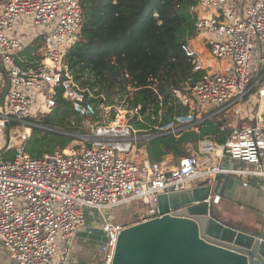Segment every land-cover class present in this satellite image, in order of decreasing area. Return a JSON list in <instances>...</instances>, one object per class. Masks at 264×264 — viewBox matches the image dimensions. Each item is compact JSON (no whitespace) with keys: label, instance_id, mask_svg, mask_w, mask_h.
Instances as JSON below:
<instances>
[{"label":"built area","instance_id":"2783aa9c","mask_svg":"<svg viewBox=\"0 0 264 264\" xmlns=\"http://www.w3.org/2000/svg\"><path fill=\"white\" fill-rule=\"evenodd\" d=\"M236 1L197 0L191 8L196 17V34L205 36L209 59L226 65L213 72L207 70L185 92L175 90V102L188 111L172 114L168 122L161 124L163 110L159 109V123L150 128L154 135L131 124L133 117L141 119V106L130 104L132 94L140 88L128 85V95L115 97L112 104L102 101L95 106L90 102L93 94L80 90L64 65L63 56L80 35L81 0L1 3L0 65L8 89L0 93V149L5 132L8 129L11 134L12 125L15 135L11 134L7 151H13V157L5 159L0 155V246L11 264H68L89 211L97 212L101 219L100 260L111 264L118 236L133 224L105 218L103 211L140 202L147 209L146 216L140 218L143 222L159 194L203 184L206 178L211 184L219 173L264 176V125L233 127L221 145L203 138L199 141L203 157L189 154L172 165L163 160L149 162L144 149L138 146L149 136L198 131L208 116L239 111L253 91L257 99L264 98V0H253L241 12ZM29 19L34 27L43 26L46 31L40 35L42 59L24 67L16 57L28 40L22 41L17 29ZM182 48L192 58L194 71H204L190 46ZM255 48L259 57L253 78L250 68ZM58 86L82 118L85 132L70 134L73 141L66 148L33 158L25 149L31 129L46 128L28 120L33 103L31 91L45 89L48 94H41L44 106L38 112L43 116L54 108ZM151 89L155 91L153 86ZM158 101H162L160 96ZM146 113H151L149 107ZM224 158L259 165L261 170L222 169L219 163ZM213 160L216 165L211 164ZM197 180V184H191ZM214 201H218L217 196Z\"/></svg>","mask_w":264,"mask_h":264},{"label":"trees","instance_id":"16d2710c","mask_svg":"<svg viewBox=\"0 0 264 264\" xmlns=\"http://www.w3.org/2000/svg\"><path fill=\"white\" fill-rule=\"evenodd\" d=\"M196 3L197 0H81L80 35L63 56V63L77 87L93 94L90 102L95 106L102 101L112 104L115 97L128 95V85L140 88L132 94L130 104L141 106V119L133 117L131 124L154 135L150 128L159 123V109L163 110L161 124L168 122L172 114L188 111L175 102L174 91L185 92L187 86L205 75L203 70L194 71L192 58L182 48L196 36V17L191 12ZM63 93L61 86L56 87L54 108L37 120L28 119L46 128L31 129L25 149L33 158L66 148L73 141L67 133L85 132L82 118ZM148 107L150 114L146 113ZM221 124L205 121L198 132L155 135L138 146L151 163L168 155L178 159L190 154L188 145L194 147L205 136L220 137ZM225 136L226 133L218 140L224 141ZM12 157L13 151L3 155L5 159ZM136 216L125 224L136 223Z\"/></svg>","mask_w":264,"mask_h":264},{"label":"water","instance_id":"95a60500","mask_svg":"<svg viewBox=\"0 0 264 264\" xmlns=\"http://www.w3.org/2000/svg\"><path fill=\"white\" fill-rule=\"evenodd\" d=\"M10 138L7 129L0 155ZM111 264H264V223L246 230L219 218L210 183L159 194L148 219L120 233Z\"/></svg>","mask_w":264,"mask_h":264},{"label":"crops","instance_id":"0c3cea01","mask_svg":"<svg viewBox=\"0 0 264 264\" xmlns=\"http://www.w3.org/2000/svg\"><path fill=\"white\" fill-rule=\"evenodd\" d=\"M3 1L4 0H0V5ZM252 1L253 0H237L235 2V6L241 12V10L251 4ZM198 37L201 40V44H199L200 42L196 40L197 37L190 39L187 44L195 52V58L199 61L201 60L203 63L204 71L206 73L208 65H206L204 61L209 59V56L207 54V48L204 45V36L198 35ZM42 45L43 42L41 39L27 41L22 50L17 54L16 58L19 65L27 67L32 66L37 61H40L43 54V52L41 53ZM224 65H226L224 62H217L215 66H217V68H223ZM7 89L8 82L0 65V93L6 92ZM209 113L210 112L208 111L204 115ZM205 121H213L215 124H217V122H221L222 124L219 127L220 133L222 135L226 133V140L233 127H244L256 124L264 125V98L261 100L257 99L256 91H253L246 98L244 104L240 106L239 111H237V109H232L224 111L220 114H213L212 116H208L203 123H205ZM221 127H223L222 130ZM222 135L217 138L212 135H207L204 138L211 139L213 142L221 145L225 141L220 142L218 140L222 137ZM188 148L190 154L198 155L200 158L203 157L199 148V141L194 147H192V145H188ZM162 160L172 165L176 163L177 158H173L171 155H168ZM211 164L216 165L217 161L213 160ZM262 164L264 166V152L262 155ZM219 165L222 169L229 170H261L259 165H248L240 161H230L225 158L219 163ZM203 184H208L207 178L204 179ZM211 184L214 196L218 197V201L215 202V206L217 208L219 218L227 223L246 230L255 229L259 224L264 223V176L219 173L213 177ZM94 231L95 229H91L89 233L86 228L78 233L77 240L74 243V255L71 264H83V262L80 261V256L82 254H84L87 258H91L92 261H95V259L98 260V252L95 254L90 253L92 240H90L89 235L96 232ZM85 263L88 264L89 262L87 263L85 260Z\"/></svg>","mask_w":264,"mask_h":264},{"label":"rangeland","instance_id":"374dc122","mask_svg":"<svg viewBox=\"0 0 264 264\" xmlns=\"http://www.w3.org/2000/svg\"><path fill=\"white\" fill-rule=\"evenodd\" d=\"M17 31H18V34L20 35L22 41H24V40L29 41L35 37H38V39H41L40 35H43L45 33L46 29L43 26L34 27L31 24V19H29V21H26V23L21 24L19 26V28L17 29ZM196 37H197L196 40H198L200 42L199 44H201V40L198 37V35H196L194 38H196ZM204 38H205V36H204ZM42 52H43V50H41V53ZM258 57H259V53L255 48V51L253 53V61L251 63V68H250V73H251L253 78L256 76V72H257V68H258V64H257ZM204 63L206 65H208V68H207L208 72H213V71L217 70V66H215L217 64V62H215L214 60L206 59L204 61ZM43 93H45V95H48L45 92V89L31 91V95L33 98L32 108L30 109V113H29V115L31 116L30 117L31 119L37 120L41 117V114L38 112V110L42 109L41 108L42 105L44 106L43 100L41 98L42 97L41 94H43ZM10 128H11V134L14 136L15 131L13 130L12 126ZM4 143H5V136H4ZM201 180H203V179H201ZM198 181L199 180L194 181L191 184L192 185H193V183L197 184L196 182H198ZM146 211H147V209L140 202H135V203L125 204L121 207H116V208L105 210V211H103V214H104L105 218H108L110 220L114 219L115 221L120 222V223H130L133 221L132 217H134L135 215H137L136 220H138L140 222L141 221L140 218L146 216V214H145ZM100 220H101L100 216L97 214V212L89 211L87 214V221H86L84 227L80 230V231H82V230L87 228V232L90 233L91 229H95L96 232L94 231L95 233H92L91 235H89L90 240H92V243H91L92 248L90 249V253H92V254H95L98 252L99 245H100V242H101L102 237H103V234L99 232ZM76 240H77V237H76L75 241ZM4 253H6L5 250L0 246V264H11L5 258ZM73 255H74V247L72 248L71 255H70L69 260H68V264H71V262L73 260ZM80 257H81L80 261L83 262V264L85 263V260L87 261V263L89 262L92 264H98V262L100 261L99 259H101V257L99 255H98V260L95 259V261H92L91 258H87L84 254H82Z\"/></svg>","mask_w":264,"mask_h":264},{"label":"flooded vegetation","instance_id":"af4514ba","mask_svg":"<svg viewBox=\"0 0 264 264\" xmlns=\"http://www.w3.org/2000/svg\"><path fill=\"white\" fill-rule=\"evenodd\" d=\"M100 260V259H99ZM101 261V260H100Z\"/></svg>","mask_w":264,"mask_h":264}]
</instances>
